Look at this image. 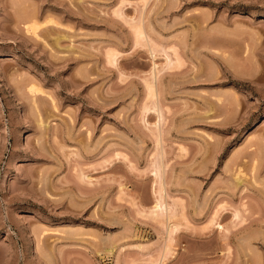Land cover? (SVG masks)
<instances>
[{
    "label": "rangeland",
    "instance_id": "1",
    "mask_svg": "<svg viewBox=\"0 0 264 264\" xmlns=\"http://www.w3.org/2000/svg\"><path fill=\"white\" fill-rule=\"evenodd\" d=\"M0 264H264V0H0Z\"/></svg>",
    "mask_w": 264,
    "mask_h": 264
},
{
    "label": "bare ground",
    "instance_id": "2",
    "mask_svg": "<svg viewBox=\"0 0 264 264\" xmlns=\"http://www.w3.org/2000/svg\"><path fill=\"white\" fill-rule=\"evenodd\" d=\"M35 26L34 25H31V26H29V29H31L32 31H34L35 30ZM35 32V31H34ZM33 33V32H32ZM34 34V33H33ZM137 34H138V32H137ZM140 34V33H139ZM35 35V34H34ZM37 36V35H36ZM113 58V57H112ZM153 84V83H152ZM149 87V90H151V91H153V87H154V85H153V87L152 86H148ZM31 90L33 89V87L32 88H30ZM151 93L149 92V95H150ZM155 172V171H154ZM157 173V172H156ZM168 204V203H167ZM175 204V203H174ZM154 207H155V209L157 210V209H160L161 210V208L163 207V203H162V201H161V199H157L156 200V202H155V204H154ZM168 207V206H167ZM167 207H165V208H167ZM164 208V207H163ZM168 209V208H167ZM172 209V208H171ZM156 210H154L155 212H156ZM170 210V209H169ZM218 210V209H217ZM152 211V210H151ZM159 212H161V211H159ZM168 213V212H167ZM163 214V213H162ZM170 214V213H169ZM172 214H174V213H171V215ZM164 216V215H163ZM233 217L234 218H240V212H239V210L238 209H235V211H234V213H233ZM216 218V217H215ZM161 219V218H160ZM220 226V225H219ZM172 230V229H171ZM166 250V249H165Z\"/></svg>",
    "mask_w": 264,
    "mask_h": 264
}]
</instances>
